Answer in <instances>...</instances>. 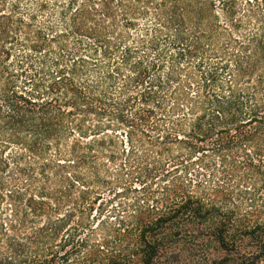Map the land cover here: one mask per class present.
<instances>
[{
    "label": "trees",
    "instance_id": "16d2710c",
    "mask_svg": "<svg viewBox=\"0 0 264 264\" xmlns=\"http://www.w3.org/2000/svg\"><path fill=\"white\" fill-rule=\"evenodd\" d=\"M180 235L264 264V0H0V264H158Z\"/></svg>",
    "mask_w": 264,
    "mask_h": 264
},
{
    "label": "rangeland",
    "instance_id": "374dc122",
    "mask_svg": "<svg viewBox=\"0 0 264 264\" xmlns=\"http://www.w3.org/2000/svg\"><path fill=\"white\" fill-rule=\"evenodd\" d=\"M135 187L138 188V185L121 184L103 192L104 202L97 216V224L101 221L99 228L116 227L118 220L123 217L122 211L126 205L132 204L140 194L134 190ZM104 238L115 249H123L119 247L120 235H96L99 242ZM222 255L223 252L214 246L208 235H180L163 251L158 264H213V259Z\"/></svg>",
    "mask_w": 264,
    "mask_h": 264
}]
</instances>
